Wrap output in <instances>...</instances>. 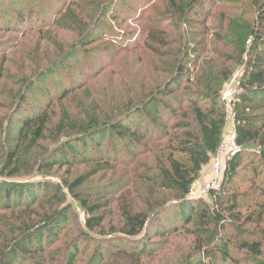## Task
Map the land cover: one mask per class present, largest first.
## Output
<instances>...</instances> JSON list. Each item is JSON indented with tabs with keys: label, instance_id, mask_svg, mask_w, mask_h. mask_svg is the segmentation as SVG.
Instances as JSON below:
<instances>
[{
	"label": "rangeland",
	"instance_id": "obj_1",
	"mask_svg": "<svg viewBox=\"0 0 264 264\" xmlns=\"http://www.w3.org/2000/svg\"><path fill=\"white\" fill-rule=\"evenodd\" d=\"M258 4L0 0V181L8 187L43 188L27 195L29 205L16 199L0 205V252L7 251L0 264H68L67 256L74 254V264H116L124 255L129 256L127 264H264V157L259 156L264 150V107L254 113L260 115L255 124L260 134L225 194L219 200L209 195L216 188L210 163L192 186V196L224 216V226L213 214L203 218L202 207L198 213L176 207V188L165 182L168 158L186 156L173 151V128L151 126L156 134L149 150L96 131L94 137L102 144L98 148L87 141L83 159L50 169L39 166L68 139L104 128L147 104L181 69L189 81L180 82L177 95L206 89L221 95L231 85L238 91ZM220 104L228 118L225 136L234 126V109ZM174 121L167 120L168 125ZM11 155L20 157L16 175L5 170ZM146 175L152 181L141 178ZM78 180L72 192L69 185ZM45 194L46 201L35 200ZM167 202L174 208L162 212L158 224L149 218L147 230L127 235L133 227L130 215L152 218L153 210ZM94 204L101 208L92 212L88 206ZM57 206L71 208L58 235L42 241L44 252L32 246L35 251L15 258L10 251L14 240L33 232ZM93 216H100L101 224L90 228ZM254 243L259 253L247 245Z\"/></svg>",
	"mask_w": 264,
	"mask_h": 264
},
{
	"label": "trees",
	"instance_id": "obj_2",
	"mask_svg": "<svg viewBox=\"0 0 264 264\" xmlns=\"http://www.w3.org/2000/svg\"><path fill=\"white\" fill-rule=\"evenodd\" d=\"M258 3L256 25L251 34L250 46L243 53L246 57L243 59L244 67L239 78V90L233 103V121L238 150L227 159L225 173L220 183L221 188L211 187L210 189L209 195L216 200H219L225 194L226 189L234 183L242 166L243 158L248 155L247 152L252 148L251 143L255 142L260 134V130L255 126L256 122L260 121V115H255L254 113L264 107V0H258ZM186 78L189 81L188 74L181 69L176 78L166 84L163 89L150 96V101L147 104L137 107L104 128L89 130L80 134L78 138L68 139L63 142L52 153L42 159L39 165L40 169H50L56 165L70 163L72 158L83 159L86 156L88 148L87 141L90 140L91 144L96 142L95 147L98 148L102 144L94 137L96 131L110 133V135L116 136L119 140L127 141L139 150L144 148H148L149 150L150 143L154 140L156 134L151 126L167 129L173 128V135L177 146L173 147V151L177 150L186 156L184 160L176 159L171 154L168 158L169 167L166 169L165 182L166 187L172 188L171 186H173L176 188L178 194L176 207L185 208L192 213L201 211V215L205 219L211 217V214H213L218 223L224 226V216L216 214L206 202L192 196V186L199 178L203 167L211 163L212 159L219 152L224 140L227 115L225 109L220 104L221 95L216 90L206 89V91L200 93L177 95V86ZM195 95L199 97L195 98ZM201 99L204 101L209 100L210 103H201ZM186 102L189 104L188 107L184 106ZM133 116H136L137 119L130 120ZM178 117L181 118L176 119ZM167 120L169 122L175 121L173 124L168 125ZM26 124H32V120H26ZM43 129L44 120L37 129L36 137L40 138L42 136ZM259 156L261 158L264 157V150L259 152ZM19 161L20 157L11 155L5 170L10 169V175L18 174L20 169L17 163ZM13 165L15 167L11 169ZM141 178L152 181V177L149 175L141 176ZM80 183L81 180H78L74 185H69V188L74 192V187ZM153 183H157V179ZM7 185L6 182L2 183L0 181V205L4 202H10L12 199L20 201L19 204L21 206L29 205L32 201L27 198V195L32 197L39 190L40 192L43 190V188H37L36 186H30L31 188L27 189L23 184L12 185V187H8ZM58 196L56 194L55 198ZM35 200L38 203L46 201V194L39 199L35 198ZM49 201L51 202V199ZM55 202L53 201L52 207L55 205ZM62 203L63 201L58 202L60 206ZM168 203H165L160 209H154L152 218L148 215H130L128 218L131 220L130 224L133 227L126 232L127 235L136 236L147 230L150 219H153L154 223L158 224L162 216L161 213L168 210L171 211L174 208L173 203ZM88 208L92 212H95L101 208V204H94L93 206H88ZM70 210L71 208L67 206H57V209L53 210L34 227L33 232L27 230L15 239L10 250L14 252L15 258H20L26 253L35 251V247L32 246H36L35 252H44L45 248H42V241L48 238H55L58 235L63 222L68 218ZM134 221L136 222L134 223ZM100 224V216H93L88 220L90 228H95ZM34 233H36L35 236H38L36 243L38 246H41V249H38V246L33 243L34 237L32 236ZM247 245L251 246L254 251L260 252V247L257 243ZM6 252H0L2 259L6 257ZM135 254L141 255L137 251ZM67 257L68 264H74L75 254ZM128 257V255L126 257L124 255L119 259L117 258L116 264H127Z\"/></svg>",
	"mask_w": 264,
	"mask_h": 264
},
{
	"label": "built area",
	"instance_id": "obj_3",
	"mask_svg": "<svg viewBox=\"0 0 264 264\" xmlns=\"http://www.w3.org/2000/svg\"><path fill=\"white\" fill-rule=\"evenodd\" d=\"M237 90L235 86H229L222 94H221V101L227 105V107H233V103L235 101ZM228 119V118H227ZM238 150V146L236 143V131L235 125L229 131L227 135L224 136V140L221 144L219 149L220 152L212 159L210 163V167L212 170L213 178H212V185L213 187H217L220 185L224 173H225V165L227 159L234 155Z\"/></svg>",
	"mask_w": 264,
	"mask_h": 264
},
{
	"label": "crops",
	"instance_id": "obj_4",
	"mask_svg": "<svg viewBox=\"0 0 264 264\" xmlns=\"http://www.w3.org/2000/svg\"><path fill=\"white\" fill-rule=\"evenodd\" d=\"M208 181H209V179H207V178H206V179H205L203 182H205V183H206V182H208Z\"/></svg>",
	"mask_w": 264,
	"mask_h": 264
}]
</instances>
